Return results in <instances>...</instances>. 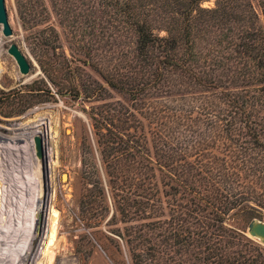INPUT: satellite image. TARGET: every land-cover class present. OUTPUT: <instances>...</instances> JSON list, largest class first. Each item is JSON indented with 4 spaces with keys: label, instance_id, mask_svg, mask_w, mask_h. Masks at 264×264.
<instances>
[{
    "label": "trees",
    "instance_id": "1",
    "mask_svg": "<svg viewBox=\"0 0 264 264\" xmlns=\"http://www.w3.org/2000/svg\"><path fill=\"white\" fill-rule=\"evenodd\" d=\"M38 1L76 11L73 59L39 58L55 94L90 102L107 86L132 105L86 112L131 264H165L174 238L200 264H264L242 227L264 219V0Z\"/></svg>",
    "mask_w": 264,
    "mask_h": 264
},
{
    "label": "rangeland",
    "instance_id": "2",
    "mask_svg": "<svg viewBox=\"0 0 264 264\" xmlns=\"http://www.w3.org/2000/svg\"><path fill=\"white\" fill-rule=\"evenodd\" d=\"M38 3V0H5L13 36L5 37L0 26V133L5 135H14L22 131L27 133L23 143L17 145V148H22L21 151L27 150L25 153L17 154L14 143L0 141V221L6 217L10 230L22 228V224L25 226L27 221L29 224L32 211L38 204V199L35 202L33 195L38 196L40 193L45 212L39 216L36 221L37 227L35 224L32 231V235L37 232V235L41 236L39 245L41 255L37 264L48 261L49 264H131L128 248L117 235L124 225L119 221L114 222L112 227L108 225L114 209L107 177L97 153L96 137L86 112L94 111L100 118L106 111L117 115V111H124V107L132 109V105L124 95L107 86L106 91H100L98 100L90 102L69 95L55 94L57 90L45 76L39 58L49 47L50 50L55 49L53 52L55 51L57 56L66 55L70 60L73 59L72 55L76 53L72 49L73 46H70L73 41L69 40V32L74 26L76 11H37L38 9L33 11V7H37ZM202 6L213 8L215 0H209ZM100 23L102 27L105 26L102 21ZM56 31L60 32V35ZM12 44H16L26 56L31 66L29 75L20 72L16 60L9 54L8 50ZM79 68L77 75L81 82L86 84L97 82L98 88L104 84L100 74L91 67L80 65ZM72 78L73 75L70 79ZM47 88L52 94L46 92ZM39 89L43 91H36ZM209 130L207 127L201 129L203 132ZM34 132L40 133L36 136L43 138L47 151V175H44L43 165L35 156L36 136L31 143L29 142L30 135ZM6 146L14 150L3 151L2 147ZM31 152L35 158L34 164L31 162ZM211 153L222 155L217 150H212ZM90 176H93L95 181L93 183L99 182L101 187L98 184L85 185L86 177ZM85 187L91 190L88 196ZM102 187L107 195L105 200L104 192L102 196L100 190ZM86 212H92L96 216L86 219L84 218ZM248 225L244 223L242 227L251 238L248 234ZM52 230H55L58 236L56 245L49 244ZM253 240L264 247L259 240ZM168 242L170 247L164 256L165 264H200L198 252L191 256L179 246L175 238ZM23 243L21 242L19 247L25 248L23 252L25 255L31 240L28 245ZM156 243L159 244L160 241ZM12 249L14 248L8 247V250L0 248L17 263L19 258L15 259L13 251L9 252ZM151 254L153 255V252ZM50 257H53L52 260H49Z\"/></svg>",
    "mask_w": 264,
    "mask_h": 264
},
{
    "label": "bare ground",
    "instance_id": "3",
    "mask_svg": "<svg viewBox=\"0 0 264 264\" xmlns=\"http://www.w3.org/2000/svg\"><path fill=\"white\" fill-rule=\"evenodd\" d=\"M39 118V117H38ZM37 118V119H38ZM36 119V118H35ZM34 119V120H35ZM40 120V119H39ZM42 120V119H41ZM44 121V120H43ZM57 122V121H56ZM37 123H38V121H37ZM35 124V123H34ZM9 125V124H8ZM26 126V125H25ZM29 126V125H28ZM24 127V126H23ZM35 127V126H34ZM21 128V127H20ZM6 129H7V127H6ZM38 129V128H37ZM18 130H20V129H18ZM26 130V129H25ZM29 130V129H28ZM36 131V130H35ZM39 132V131H38ZM27 133L26 132H24V131H22L21 133H16V134H14V135H5V134H3V133H0V141H9V142H12V143H14L15 145V147H14V149L17 151V154L18 153H22V152H27V150H24L23 149V151H21L22 150V148H17V145H18V143L20 144V142H22V141H24L26 138V135ZM28 135H30V134H28ZM36 135H40V133H37V132H34V133H32L31 135H30V143L32 142V139L34 138V136H36ZM28 137V136H27ZM28 139V138H27ZM23 143V142H22ZM10 145V144H9ZM3 146V145H2ZM18 146H20V145H18ZM31 144H30V150L32 151V149H31ZM14 149H11V147H10V149H9V146H6V147H2V150L3 151H7V150H14ZM2 151V152H3ZM1 153V152H0ZM6 153V152H5ZM8 153V152H7ZM6 153V154H7ZM32 156H31V158H32V164H34V157H33V152H31L30 153ZM3 155H4V153H3ZM14 156V155H13ZM27 156V155H26ZM11 157V156H10ZM22 157V156H21ZM46 157H48L47 156V151H46ZM8 159H10V158H8ZM16 159V158H15ZM11 160H14V159H11ZM18 161V160H17ZM28 161V160H27ZM19 162H21V160L19 161ZM19 162H17V163H19ZM4 163V162H3ZM23 163V162H22ZM25 164V163H24ZM19 165V164H18ZM22 165V164H21ZM4 166V165H3ZM25 167V166H24ZM54 168V167H53ZM16 172H18V171H16ZM34 172V171H33ZM6 173V172H5ZM4 173V174H5ZM4 174H2V175H4ZM12 174V173H11ZM15 174V173H14ZM19 174V173H18ZM28 177V176H27ZM3 178V177H2ZM66 178V177H65ZM13 179V178H12ZM20 179V178H19ZM5 180V179H4ZM10 180V179H9ZM15 181V180H14ZM11 182V181H10ZM21 182H23V181H21ZM12 183V182H11ZM10 183V184H11ZM18 183V182H17ZM22 185V184H21ZM21 185H20V187H21ZM6 186V185H5ZM18 186V185H17ZM27 186V185H26ZM45 186V185H44ZM4 188V187H3ZM24 188V187H23ZM12 189V188H11ZM31 189V188H30ZM9 190V189H8ZM16 190V189H15ZM32 190V189H31ZM18 191H19V187H18ZM21 191V190H20ZM23 191V190H22ZM7 192V191H6ZM29 192H30V190H29ZM9 193V192H8ZM2 194V193H1ZM6 194V193H5ZM28 195V194H27ZM34 196V201L36 202V200L38 201V204H37V206H36V209H34L33 207V211H32V214H31V216H30V221H29V224L26 222V225L24 226L23 224H22V228H16V229H13V230H10L9 228H8V221L6 220V217H5V219L4 220H1L0 221V248L1 247H4V249L5 250H8V247L9 248H14V249H12V250H9V252L10 251H13V253H14V255L13 256H16L15 257V259H17V258H19V260H18V262L16 263V260L15 261H13V259L11 258V256L10 255H8L6 252H4V251H2V250H0V264H37V261H38V259H39V256L41 255L40 254V251H39V245H40V242H41V236L40 235H37V232H34V235H32V231L34 230V228H35V224H36V227H37V223H36V221H37V219L39 218V216H41L44 212H45V207L43 206V203H42V201H41V194L39 193L38 194V196H37V194L36 195H33ZM32 196V197H33ZM18 197V196H17ZM21 197V196H20ZM13 199H14V197H12ZM21 200V199H20ZM1 201V200H0ZM55 201V200H54ZM6 202V201H5ZM19 201H17V203H18ZM29 202V201H28ZM2 203V202H1ZM21 203V202H20ZM12 204H14V203H12ZM15 205V204H14ZM29 205V204H28ZM17 206H19V205H17ZM21 206V205H20ZM5 207V206H4ZM8 207V206H7ZM28 207V206H27ZM35 207V206H34ZM15 208V207H14ZM24 208V207H23ZM9 209V208H8ZM13 209V208H12ZM27 209V208H26ZM1 210V209H0ZM14 210V209H13ZM24 210V209H23ZM22 210V211H23ZM25 211H27V210H25ZM24 211V212H25ZM52 211V210H51ZM18 214V213H17ZM16 214V215H17ZM24 214V213H23ZM4 216H5V214H3ZM56 215V214H55ZM3 216V217H4ZM25 216V215H24ZM23 216V217H24ZM29 216V215H28ZM2 217V216H1ZM12 220V219H11ZM11 222V221H10ZM12 223V222H11ZM21 223V222H20ZM23 223V222H22ZM11 225V224H10ZM15 226V225H14ZM13 226V227H14ZM16 227V226H15ZM20 227V226H19ZM36 230H37V228H36ZM58 231V230H57ZM32 237V238H31ZM31 238V239H30ZM49 238V237H48ZM29 240H31V245H30V247H29V249L26 251V253H25V255L23 254V252H25V248H21V247H19V244H21V242H24L25 244H27L28 242H29ZM57 241H58V236L56 235V232H55V230H52V233H51V236H50V241H49V244H52V245H56V243H57ZM23 243V244H24ZM29 244V243H28ZM27 244V245H28ZM45 244H47V243H45ZM11 245H13V246H11ZM44 246V245H43ZM17 247H19V248H17ZM24 247H26L25 245H24ZM7 248V249H6ZM17 249H19V250H17ZM44 249V248H43ZM21 250V251H20ZM22 254L24 255V256H22ZM57 254V253H56ZM61 255V254H60ZM47 256H50V255H47ZM42 257H44L43 255H42ZM52 258L53 257H50V259L49 260H52ZM43 264H49V261H48V263H43Z\"/></svg>",
    "mask_w": 264,
    "mask_h": 264
},
{
    "label": "water",
    "instance_id": "4",
    "mask_svg": "<svg viewBox=\"0 0 264 264\" xmlns=\"http://www.w3.org/2000/svg\"><path fill=\"white\" fill-rule=\"evenodd\" d=\"M0 26H2V31L5 37H12L13 30L9 23V17L6 10L5 0H0ZM9 54L16 60L20 72L23 75H29L31 71V66L16 44H12L8 50ZM35 146V156L38 161L43 165L44 175H47L46 169V150L43 144V138L41 136H36L34 138ZM248 234L251 238L259 240L264 245V220L254 219L248 225Z\"/></svg>",
    "mask_w": 264,
    "mask_h": 264
}]
</instances>
